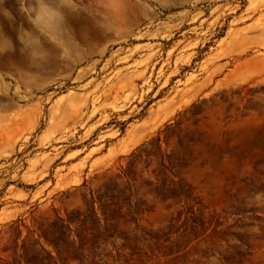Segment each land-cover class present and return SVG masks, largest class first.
<instances>
[{
    "label": "rangeland",
    "instance_id": "374dc122",
    "mask_svg": "<svg viewBox=\"0 0 264 264\" xmlns=\"http://www.w3.org/2000/svg\"><path fill=\"white\" fill-rule=\"evenodd\" d=\"M0 264H264V0H0Z\"/></svg>",
    "mask_w": 264,
    "mask_h": 264
}]
</instances>
